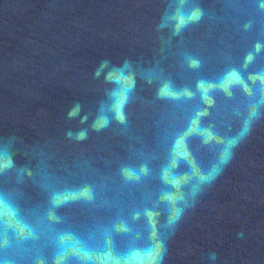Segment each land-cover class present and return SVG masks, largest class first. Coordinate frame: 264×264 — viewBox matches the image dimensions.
I'll use <instances>...</instances> for the list:
<instances>
[{
    "label": "water",
    "instance_id": "95a60500",
    "mask_svg": "<svg viewBox=\"0 0 264 264\" xmlns=\"http://www.w3.org/2000/svg\"><path fill=\"white\" fill-rule=\"evenodd\" d=\"M0 264H264V0H0Z\"/></svg>",
    "mask_w": 264,
    "mask_h": 264
},
{
    "label": "clouds",
    "instance_id": "9594fccd",
    "mask_svg": "<svg viewBox=\"0 0 264 264\" xmlns=\"http://www.w3.org/2000/svg\"><path fill=\"white\" fill-rule=\"evenodd\" d=\"M106 63V62H105ZM78 107V105H77ZM248 131V129L246 130V132ZM245 132V133H246ZM81 136H83V133H81ZM227 160H228V155L226 154L225 157L222 159L221 163H227Z\"/></svg>",
    "mask_w": 264,
    "mask_h": 264
}]
</instances>
